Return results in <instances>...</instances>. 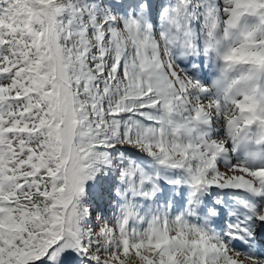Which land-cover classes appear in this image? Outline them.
<instances>
[{"label": "snow or ice", "instance_id": "6c2138e0", "mask_svg": "<svg viewBox=\"0 0 264 264\" xmlns=\"http://www.w3.org/2000/svg\"><path fill=\"white\" fill-rule=\"evenodd\" d=\"M0 264H264V0H0Z\"/></svg>", "mask_w": 264, "mask_h": 264}]
</instances>
